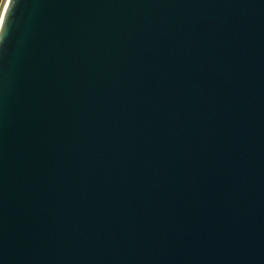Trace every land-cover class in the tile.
<instances>
[{"label":"water","instance_id":"95a60500","mask_svg":"<svg viewBox=\"0 0 264 264\" xmlns=\"http://www.w3.org/2000/svg\"><path fill=\"white\" fill-rule=\"evenodd\" d=\"M0 264H264V0H8Z\"/></svg>","mask_w":264,"mask_h":264},{"label":"rangeland","instance_id":"374dc122","mask_svg":"<svg viewBox=\"0 0 264 264\" xmlns=\"http://www.w3.org/2000/svg\"><path fill=\"white\" fill-rule=\"evenodd\" d=\"M8 0H0V21Z\"/></svg>","mask_w":264,"mask_h":264},{"label":"bare ground","instance_id":"6f19581e","mask_svg":"<svg viewBox=\"0 0 264 264\" xmlns=\"http://www.w3.org/2000/svg\"><path fill=\"white\" fill-rule=\"evenodd\" d=\"M8 2V1H7ZM6 6H7V4H6ZM5 9H6V7H5ZM5 9H4V11H5ZM3 14H4V12H3ZM2 17H3V15H2ZM1 20H2V18H1ZM0 23H1V21H0Z\"/></svg>","mask_w":264,"mask_h":264}]
</instances>
